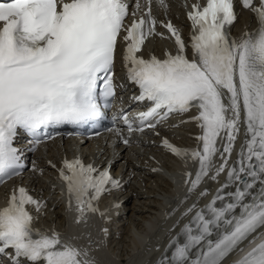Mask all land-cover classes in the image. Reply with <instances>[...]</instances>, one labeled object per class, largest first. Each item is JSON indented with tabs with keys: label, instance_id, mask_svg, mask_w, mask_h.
<instances>
[{
	"label": "snow or ice",
	"instance_id": "6c2138e0",
	"mask_svg": "<svg viewBox=\"0 0 264 264\" xmlns=\"http://www.w3.org/2000/svg\"><path fill=\"white\" fill-rule=\"evenodd\" d=\"M147 2L146 16L134 20L124 36L128 41L124 54L127 78L140 88L134 99L151 104L139 113L138 130L154 128L174 112L199 110L192 119L203 129L198 137L202 149L179 148L167 139L163 141L176 155L191 153L199 160L190 191H195L211 171L218 152L223 163L212 178L228 168L243 112L245 142L228 168L227 179L211 201L170 240L171 255L166 250L158 261L221 264L264 227V0L258 5L255 0H242L245 8L256 13L260 27L254 33H244L239 40L230 33L237 19L234 0L193 5L188 16L194 59L188 57L180 30L171 22L165 27L175 37L176 54L169 52L164 59L138 55L157 23L151 0ZM159 3L166 6L165 0ZM128 15L125 0L0 2V183L23 168L20 149L13 144L18 129L39 137L49 125L79 124L102 115L101 98L107 106L116 94L113 76L117 38L125 29ZM124 121L132 131L127 116ZM221 133L226 141L222 151L217 147ZM96 172L79 158L65 160L61 169L68 192L75 193L81 217L86 210L98 211L92 201L108 190L109 182L119 186L109 171ZM188 175L191 177V173ZM233 185L235 189L230 190ZM90 189L94 192L91 196ZM206 195L207 190L201 193ZM28 204L42 206L20 187L18 194L13 191L8 206L0 209V255L13 249V264H20L21 258L25 264H89L80 258V249L63 242L59 233L49 235L34 229ZM195 207L193 204L188 212ZM232 264H264V241Z\"/></svg>",
	"mask_w": 264,
	"mask_h": 264
},
{
	"label": "bare ground",
	"instance_id": "6f19581e",
	"mask_svg": "<svg viewBox=\"0 0 264 264\" xmlns=\"http://www.w3.org/2000/svg\"><path fill=\"white\" fill-rule=\"evenodd\" d=\"M172 4L170 14L181 20V0H168ZM239 22L235 24V29L241 30L243 27H250L253 18L249 12H241ZM154 47L158 46V41H151ZM186 129L181 130L184 136ZM177 133V130L174 131ZM78 144L85 149L88 142L80 140L68 141L54 147L60 150L74 149ZM62 145V146H61ZM82 152H85L84 150ZM56 150L49 148L42 150L37 155V163L41 172L31 171L28 183L31 189L47 199V215L42 222H47L57 228L61 234L73 239L74 236L85 235L91 238H99L94 220H91L87 228L74 223L68 219L69 210L63 204L62 196L59 192L60 182L54 177L52 165L47 163V156L56 158ZM120 160L131 167L130 183L127 186L125 200L123 201L124 217L113 220L109 224L114 228L115 237L111 242L103 238L100 240L104 248L96 251L98 264H152L156 258L160 259V254L168 240L178 231L190 213L186 215L181 211L189 206V201L185 198V189L178 184L179 165L170 156L163 154L153 146L152 150L144 151L138 147H117L114 151ZM112 153L111 149H106L103 154ZM147 153L159 158L163 164L162 171L154 172L150 170L146 162ZM47 155V156H46ZM141 161L137 166L135 163ZM135 168V169H134ZM27 181V178L25 179ZM206 181V177L203 182ZM122 219V220H121ZM57 224V225H55Z\"/></svg>",
	"mask_w": 264,
	"mask_h": 264
}]
</instances>
